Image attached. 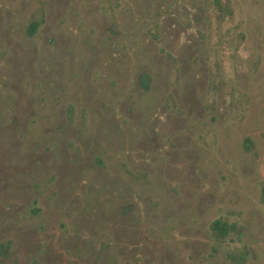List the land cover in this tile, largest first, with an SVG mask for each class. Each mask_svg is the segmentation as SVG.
<instances>
[{
    "label": "rangeland",
    "instance_id": "obj_1",
    "mask_svg": "<svg viewBox=\"0 0 264 264\" xmlns=\"http://www.w3.org/2000/svg\"><path fill=\"white\" fill-rule=\"evenodd\" d=\"M0 264H264V0H0Z\"/></svg>",
    "mask_w": 264,
    "mask_h": 264
},
{
    "label": "trees",
    "instance_id": "obj_2",
    "mask_svg": "<svg viewBox=\"0 0 264 264\" xmlns=\"http://www.w3.org/2000/svg\"><path fill=\"white\" fill-rule=\"evenodd\" d=\"M35 26H36L35 24H32L31 25V30L35 29Z\"/></svg>",
    "mask_w": 264,
    "mask_h": 264
}]
</instances>
